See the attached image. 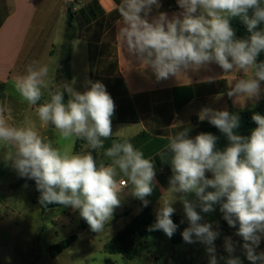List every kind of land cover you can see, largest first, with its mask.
I'll use <instances>...</instances> for the list:
<instances>
[{"label": "clouds", "instance_id": "clouds-1", "mask_svg": "<svg viewBox=\"0 0 264 264\" xmlns=\"http://www.w3.org/2000/svg\"><path fill=\"white\" fill-rule=\"evenodd\" d=\"M179 12L151 15L161 0H121L117 37L129 57L150 69L157 82L182 73L199 71L216 64L222 72L239 70L252 75L238 78L227 91L228 97L258 101L264 93V0H176ZM238 19L249 35L240 37L232 21ZM49 68L29 65L15 79L14 88L31 106L42 125L52 126L61 140L86 141L92 150L104 147L113 135L115 103L100 81L80 92L65 83L55 90L49 87ZM214 78L209 77L211 82ZM47 94L48 99L38 103ZM65 93L68 99L65 101ZM226 140L218 149L219 137L200 132L190 135L184 128L168 137L159 154L169 158L171 176L160 200L152 230H162L169 238L177 225L171 219L173 203L179 199L189 227L182 232L187 243L206 245L209 264H218L214 241L218 233L209 223L201 224L199 207L204 213L219 205L223 219L237 228L245 256L251 264H264V252H256L264 239V115L254 112L255 127L240 134V117L227 110L204 107L198 114ZM0 146L10 151L6 160L22 178L35 181L41 204H58L79 210L93 232H101L121 204L120 193L130 186V194L143 201L153 192L156 168L153 160L134 147L127 138L113 141L104 155L110 164H97L90 151L72 153L53 146L32 123L9 124L0 109ZM170 154V155H169ZM211 174V178L207 174ZM123 176L126 180H118ZM211 189V190H208ZM177 194H180L179 196ZM195 194L196 200H189ZM229 256L225 264H242L234 242L225 238ZM223 258V257H222Z\"/></svg>", "mask_w": 264, "mask_h": 264}, {"label": "crops", "instance_id": "crops-1", "mask_svg": "<svg viewBox=\"0 0 264 264\" xmlns=\"http://www.w3.org/2000/svg\"><path fill=\"white\" fill-rule=\"evenodd\" d=\"M120 2L121 0H0V85H3L4 93L0 109H3L8 121L13 109L10 92H16L15 79L24 75L27 67L34 62L38 66H48L47 79L53 90L69 83L75 90L83 92L90 87L87 84L89 80L103 83L114 100L115 114L112 117L113 135L104 141L103 148L95 150L97 164H110L111 159L104 155V151L113 141L123 138L129 139L134 147L144 153L145 158L155 163L156 183L152 194L145 198L147 206L130 194V186L125 188L136 209H139L138 213L136 210L131 214L132 207H123L125 215H131L132 218L145 207H150L153 212V207H159L161 198L167 194L171 167L168 163V167L162 172L154 158L158 155L161 162L159 154L168 144L169 136L184 128L193 132L196 127L193 119L200 121L198 114L204 107L227 111L248 110L253 106H264V93L258 101L228 97L227 91L234 80L247 78L252 72L249 70L245 74L233 70L224 74L216 64L157 82L150 69L127 55L117 37L119 14L116 6ZM69 10L75 35L68 63L70 79L65 80L57 77V69ZM161 11L167 12L171 17L180 10L176 0H161V7L154 8L151 15H157ZM209 77L214 79L209 82ZM65 95L67 96L66 93ZM67 99L68 96L65 101ZM76 140L81 142L83 151L85 148L86 151L90 150L86 141L75 138V142ZM161 175L164 183L158 178ZM207 175L211 178L210 173ZM117 179L126 180L123 176H118ZM219 223L212 224L218 228ZM227 229L217 250L224 248L225 238H231L235 242V250L244 252V241L236 235L237 228L228 226ZM256 252H264V239ZM246 264L251 262L247 260Z\"/></svg>", "mask_w": 264, "mask_h": 264}, {"label": "rangeland", "instance_id": "rangeland-1", "mask_svg": "<svg viewBox=\"0 0 264 264\" xmlns=\"http://www.w3.org/2000/svg\"><path fill=\"white\" fill-rule=\"evenodd\" d=\"M10 95L13 97V109L8 119L9 124L19 127L32 123L39 134L51 140L55 147L72 153L91 151V149L86 151L87 148L83 151L80 141L77 144V151H74L75 138L61 140L57 130L40 123L36 116V106L29 105L16 92H10ZM44 99H48L46 93L38 103H43ZM9 151L0 146V189L4 192L0 200V264H209V255L203 243L182 241L173 244L167 237L161 239L137 237L135 240L137 252L130 260L119 254L104 252V244L131 220V215H125L123 207H132L131 214L137 210L126 189L120 193L121 204L114 209L111 221L103 231L96 233L80 217L79 210L60 205L41 212L39 206L33 201V188L24 186L16 191L8 190V185L19 177L6 160ZM164 197H168V193ZM188 199L196 200L195 194H189ZM172 206L175 208L174 213L186 217L183 204L179 199ZM159 207H153L155 219ZM214 208L215 210L209 213L202 212L199 207L196 211L202 217L199 223L202 224L205 221L211 224L213 231L220 232L214 241L217 250L229 225L223 219L219 205H215ZM218 221L220 223L216 228L212 223ZM72 233L77 235L76 241L58 256L51 258L48 247ZM216 253L218 264H225V259L229 256L225 247L217 250ZM232 255L238 256L242 264H246L245 252L235 250Z\"/></svg>", "mask_w": 264, "mask_h": 264}, {"label": "trees", "instance_id": "trees-1", "mask_svg": "<svg viewBox=\"0 0 264 264\" xmlns=\"http://www.w3.org/2000/svg\"><path fill=\"white\" fill-rule=\"evenodd\" d=\"M233 27L237 31V35L240 37H247L249 33H247L244 26L239 22L238 19H234L232 21ZM75 35V28L72 22V18L70 15V10L68 12L67 22L64 30V36H63V42L61 44V51H60V62L59 67L57 69V77H61L65 80L70 79V73L68 70V63L72 51V40ZM261 59H264V54H261ZM67 96L65 95L64 99H66ZM4 99V93H3V85H0V104ZM230 113H236L240 117V128L239 132L240 134L247 135L250 132V129L255 127L254 121H252L251 117L254 112H258L261 115H264V106L258 105L253 106L248 110H242V111H234L230 110ZM193 124L196 126L193 132H190V135L194 136L200 132H208L216 135L219 137L217 147L218 149H223V147L226 144V140L223 137V135L219 132L217 128H215L213 125H211L207 120L205 121H198L197 119H193ZM77 144L78 140H76L74 145V151H77ZM92 155L95 157V150L90 151ZM170 155V154H169ZM156 161H158V165L161 168V171L168 167L169 158H164L167 161L164 162L163 159H161L158 155L154 158ZM211 175V174H210ZM161 180V183H164V180L159 176L158 177ZM27 186L29 188H33L34 190V203H36L41 212H45L49 209L56 208L60 205L58 204H41L40 202V192L37 191L35 181L28 179V178H22L18 177L14 182L10 183L8 185V190H18L21 187ZM4 196V192L2 189H0V200ZM171 219L173 222L177 225V229L173 236L169 238L162 230H152V225L155 224L156 219L153 215V212L150 207H145L142 209V211L137 214L136 216L132 217L131 220L119 231L117 234L107 241L104 246L103 250L104 252L108 254H119L122 257L130 260L132 259L137 252V245H136V238H155V239H161L164 237H167L170 239L171 243L177 244L180 243L183 240L182 238V232L185 228L189 227V222L186 217L180 216L177 214H173ZM77 239V235L75 233L70 234L66 238L52 244L48 247V254L51 258H54L58 256L60 253H62L64 250H66L69 246H71Z\"/></svg>", "mask_w": 264, "mask_h": 264}, {"label": "built area", "instance_id": "built-area-1", "mask_svg": "<svg viewBox=\"0 0 264 264\" xmlns=\"http://www.w3.org/2000/svg\"><path fill=\"white\" fill-rule=\"evenodd\" d=\"M66 2H73L74 0H65Z\"/></svg>", "mask_w": 264, "mask_h": 264}, {"label": "water", "instance_id": "water-1", "mask_svg": "<svg viewBox=\"0 0 264 264\" xmlns=\"http://www.w3.org/2000/svg\"><path fill=\"white\" fill-rule=\"evenodd\" d=\"M50 128H53L52 126H49Z\"/></svg>", "mask_w": 264, "mask_h": 264}]
</instances>
